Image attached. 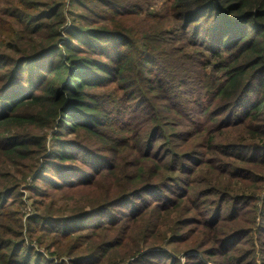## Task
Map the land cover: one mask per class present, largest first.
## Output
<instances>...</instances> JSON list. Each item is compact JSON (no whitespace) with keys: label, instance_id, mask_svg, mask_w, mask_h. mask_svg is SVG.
Masks as SVG:
<instances>
[{"label":"trees","instance_id":"16d2710c","mask_svg":"<svg viewBox=\"0 0 264 264\" xmlns=\"http://www.w3.org/2000/svg\"><path fill=\"white\" fill-rule=\"evenodd\" d=\"M170 2L186 30L217 19L211 25L212 34L206 30L208 37H203L204 27L195 37L208 42L213 58L230 57L214 66L225 77L217 82L208 111L219 109L217 113L225 116L215 115L210 122L231 120L228 112L236 105L245 115L225 123V128L241 132L238 141L219 142L218 131L202 134L206 127L199 124L193 133L181 131L182 135L172 138L164 157L156 153L155 138L149 143L151 135H122L129 129L117 128L102 112L106 86L127 84L134 72L146 71L141 76L151 88L142 96L146 102L154 106L168 99L165 81L151 68L162 55L155 48L167 42V33L142 26V13H146L137 1L0 0V264H65L64 256L73 264H180L177 255L182 253L189 255L186 264H204L190 255L196 252L209 257L228 255L221 264H245L249 258L256 264V251L240 262L237 245L247 244L238 240V231L227 230L228 221L211 217L215 209L202 210L197 199L210 198L207 206L221 204L222 210L248 203L243 216L256 218L254 228L258 218H264L258 199L264 189L246 191L243 185L234 189L229 184V180L264 184L259 173H241L234 164L240 161L264 170V147L255 145L258 137H264V121L258 119L264 112V0ZM24 9L31 13L24 14ZM255 82L262 95L258 101L248 97ZM127 88L139 98L136 89ZM165 106L164 112L158 110L151 134L162 132L169 140L167 134L177 127L170 123L173 111ZM253 122L259 124L250 128ZM44 129H48L45 134ZM52 131L50 146L47 136ZM248 134L251 140L244 137ZM197 137L204 140L203 145H198ZM96 142L101 152L86 151ZM132 144L138 145V151L129 157ZM197 148L206 150L212 160L197 158L204 157ZM220 160L232 165L233 171L216 167ZM77 162L85 167L78 168ZM206 166L215 174L205 171ZM206 178L205 192H197L196 184ZM41 182L48 185L45 190L39 187ZM23 188L32 191L34 206H45L43 191L61 190H85L80 200L89 206L59 217L52 211H61L52 204L46 213L38 206L25 222ZM144 194L152 197L136 200ZM235 222L240 230L242 221ZM76 230L87 231L80 236L81 253H76ZM36 232L62 237L41 242L30 237ZM26 236L66 255L40 254L32 245H22ZM158 245L161 248L155 250ZM166 246H174V254Z\"/></svg>","mask_w":264,"mask_h":264},{"label":"rangeland","instance_id":"374dc122","mask_svg":"<svg viewBox=\"0 0 264 264\" xmlns=\"http://www.w3.org/2000/svg\"><path fill=\"white\" fill-rule=\"evenodd\" d=\"M137 1L140 5V9H144V13L142 15L143 19V25H150L155 30V33H162V31H165L164 33H167L165 35V41H167L164 45L160 44L155 48L156 51L162 52V55L159 56L160 58L157 60L155 59L153 62V66H151L152 69L156 72V74L161 75L163 80L165 81V84L163 86L165 87L166 95H168V99L166 102L156 101V104L152 106V104L146 102L144 98H142L145 93L151 90V88L147 87L146 84L143 82L142 77L146 71L140 72H134L131 75V78H128L129 82L124 85L119 84H110L107 85L106 89L104 90L103 94L101 95L102 100L105 102V107L102 108V112L106 114L110 120L114 122V125L117 128H128L129 131L123 133L122 135H129L130 138L136 137V135H141L142 137L149 138L151 135V140L149 143H151L154 140H156L155 145L156 149L158 150V154L161 156L166 157L168 155V149H169V142H174L172 138H177L178 134H181V131H184V133H193V129L198 126L199 124L205 125L206 129L202 134L207 133L208 135L212 132L218 131V137L219 142L226 141V142H233L238 141L239 135L241 132H235L234 130H230L225 128V123L228 122H235L239 119H241L245 114L243 111V108L239 105L234 106L232 109L228 112V119L231 118V120H223L220 119L218 122H210L214 116L216 118H222L225 116V114L220 115L218 112L219 109L211 108L208 111V107L210 106L211 102L213 101L211 95L214 93L216 89V84L219 81H222V79L225 77V72H221L220 67H214L220 62L226 61L228 62L230 60L229 55L219 54V56H212V52H210V47L207 45L208 42L203 43L199 39H196L195 33L199 32V28H204L203 30V37H208L207 31H209L211 34L213 31V26L215 25V22L217 21L212 19L211 21L208 20L206 23H201L200 25H191L188 30L184 27L182 23L179 22V19H177V16L175 15L173 11L172 4L170 0H134ZM67 9H69V6H67ZM24 14H30V10L24 9L22 11ZM192 27V28H191ZM183 30V31H182ZM184 37V40H182ZM163 45V47L161 46ZM196 45V46H192ZM218 51V49H217ZM233 51V50H231ZM4 52V49L2 50ZM207 63V64H206ZM210 63V64H208ZM217 68V69H216ZM222 69V68H221ZM142 70V68L140 69ZM140 73V74H139ZM132 86L133 89H136L138 92V97L133 96L130 94L131 90H129L127 87ZM258 84L255 82L253 85V89L251 91H248V97H251L254 101H258L262 95L257 90ZM155 93H160L159 89L154 88L152 89ZM163 92V91H162ZM165 104H168L170 106V109L173 111V115L171 116L170 123H173L176 125L177 131H175L173 134H167L169 135L170 139L166 140L164 139V133L162 132H156V135L151 134L152 129H155V122H156V114L159 112H164ZM163 105V107H162ZM162 116V115H161ZM261 121H264V112H262L258 118ZM258 122H253V126L250 128L257 126ZM48 131V129L42 130L44 134ZM32 132V131H31ZM42 132H38L36 130H33L34 134L42 135ZM17 133V131H16ZM55 132L48 133V145H52L53 141V134ZM205 136V135H204ZM70 137H75V135H70ZM201 137V136H200ZM247 140H251L250 134L244 136ZM210 138V137H209ZM146 140H143V144H145ZM256 146L264 147V137H258L256 139ZM148 143V144H149ZM197 143L198 145H203L204 140L199 139L197 137ZM136 144H138V140H136ZM132 149L131 153H128L129 157L133 156L135 152H137L138 145H131ZM253 148V146H249ZM197 153L203 155L197 156L199 159H208L212 160L208 154L206 153V150H203L202 148H197ZM86 151L89 153H98L101 150L98 148V144L93 143L90 146L86 147ZM244 153L243 150H240ZM264 155V152L261 156ZM214 158V157H213ZM137 158H132L131 160H135ZM234 164L240 166L239 172H254L255 174L259 173V177H264V170L260 169H253L250 166H247L244 163H241L240 161H235ZM26 167L33 166V163H26L23 164ZM76 166L78 168H84V164L82 162H77ZM216 167H220L222 169H230L232 172V165L226 164L225 160H220L215 162ZM205 171H208L212 174H215V171L211 167H204ZM216 169V168H215ZM208 175V173H206ZM235 174V173H233ZM18 176V174H17ZM36 174L34 175V177ZM33 178V177H32ZM208 178L204 179L203 181H200L199 184H196L195 188L197 192L203 193L206 190L207 184L206 181ZM31 181V180H30ZM229 184L234 188L237 189V187L243 185L246 191L252 187H255L259 190L264 189V184L262 183H256V185H246L242 184L240 181L234 180L230 181ZM39 187L44 189L48 187L46 183H40ZM35 190L38 189L35 186ZM46 193H40L43 196L42 203L45 204V206H34V198L32 197L33 193L32 191L25 190L23 188L21 190L23 197V202L25 203V207L23 206L22 212L24 215L25 222L27 221L28 214L31 215L33 212L36 213L37 207L42 210L43 213H46L47 207H49L50 204H52L53 208H55L56 211L61 212H55L52 211V213L57 214L56 216L59 217L60 214L65 215H72L74 211H77L81 208H86L89 205L88 204H82V200H80L82 193L84 191H55V193H48L47 191H43ZM153 194V193H152ZM152 194L142 195L140 197H137V201H141L145 197L150 198L152 197ZM258 199L260 200L261 204L259 207H263L262 210H264V191L258 196ZM198 203L201 205L202 210L207 209H215L213 210L214 213L212 214L214 218L223 219V221H228V229L232 230V232L238 231L239 235L238 240L242 239L247 245L240 243L237 245L239 247V251L241 255H238L237 257L240 262L249 254H251L253 251H256L255 254V262L256 264H263L264 263V218H258L259 225L254 228L252 223H255L256 218L253 217L250 214H245L243 216V213L248 208V203L244 204L243 206H240L239 204L233 205L231 208L223 209L222 205L218 204L216 206L210 205L207 206V204L210 202V198L198 197ZM205 205V206H203ZM211 207V208H210ZM122 208V207H121ZM41 213V212H40ZM209 217V216H207ZM217 219V220H218ZM236 220L242 221L240 223V230L236 227ZM78 223V222H75ZM226 223V222H225ZM262 226V227H261ZM225 230V231H227ZM75 237L77 238V252L81 253L83 251L82 248H80L83 244V240L80 238L82 234H86V230H76ZM61 234H63V231H60ZM61 234H48L49 236H46L45 232H36L32 234L30 237H37L41 242L47 241L48 243L50 241H59L61 240L62 235ZM40 237V238H39ZM22 245H32L31 247H35L37 251L41 254H46L49 256H53L52 258H55L59 255H66L61 254L60 251L56 248H51V250H47L44 245L39 244L37 241H33L29 236H26L23 238ZM254 246V248H252ZM158 247V248H157ZM169 251L174 254V252L171 250L174 246H166ZM161 246H156L155 250L160 249ZM24 252V248L22 249ZM193 253V252H190ZM176 255V254H175ZM192 257H198L204 264H221L224 262L228 255L224 256V254L218 253V256L209 257L207 255H203L198 252L194 254H190ZM252 257V256H251ZM165 260L168 261V256L164 257ZM189 259V255L185 254H179L177 255V260L180 261V264H186L187 260ZM72 259L64 256V263L65 264H73ZM253 258H249L248 262L245 264H253ZM63 262V261H59ZM140 264H160L158 262L153 263L150 261H146L144 263Z\"/></svg>","mask_w":264,"mask_h":264}]
</instances>
